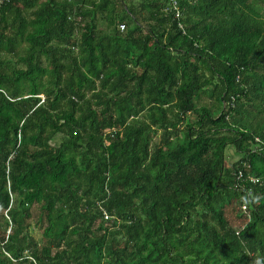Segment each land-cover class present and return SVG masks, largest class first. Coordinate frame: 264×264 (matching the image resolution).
<instances>
[{
	"label": "trees",
	"instance_id": "1",
	"mask_svg": "<svg viewBox=\"0 0 264 264\" xmlns=\"http://www.w3.org/2000/svg\"><path fill=\"white\" fill-rule=\"evenodd\" d=\"M177 2L3 6L0 264H264V0Z\"/></svg>",
	"mask_w": 264,
	"mask_h": 264
},
{
	"label": "rangeland",
	"instance_id": "2",
	"mask_svg": "<svg viewBox=\"0 0 264 264\" xmlns=\"http://www.w3.org/2000/svg\"><path fill=\"white\" fill-rule=\"evenodd\" d=\"M194 100H195L197 106L205 105V104L206 105H211L212 104V102L209 100V98H207L206 95H204V94L195 97ZM158 134H159V131L154 136V139L153 140H157L158 139V136H159ZM230 147L231 146L228 145L226 147V149H225V152H226V160L228 162L233 161L236 158L233 149L230 148ZM31 211L33 213V216H32V220H31L30 231L40 241L41 240V237H42L41 233H42V230H43L42 229L43 225L37 221L38 210L35 207H32L31 208ZM227 215H228L227 217L229 219H231V221L234 222V219L236 220V217H235V215L232 212H229ZM0 219L2 220L1 215H0ZM8 231H9V229L7 230V233H8ZM42 242L43 241H40V243H42Z\"/></svg>",
	"mask_w": 264,
	"mask_h": 264
},
{
	"label": "built area",
	"instance_id": "3",
	"mask_svg": "<svg viewBox=\"0 0 264 264\" xmlns=\"http://www.w3.org/2000/svg\"><path fill=\"white\" fill-rule=\"evenodd\" d=\"M10 0H0V17H1V10H2V8H3V6L7 3V2H9ZM169 4H170V7H171V9L174 11V15L176 16V17H179L180 15H181V11H180V9H179V6H178V2H177V0H169ZM118 28L122 31V30H124L125 29V24L124 23H120L119 25H118ZM40 97L43 99V96L42 95H40ZM239 176H241V172L239 171V174H238ZM252 181H255V180H257L256 178H250ZM243 208H245V206H243ZM105 218H107V216H105Z\"/></svg>",
	"mask_w": 264,
	"mask_h": 264
}]
</instances>
